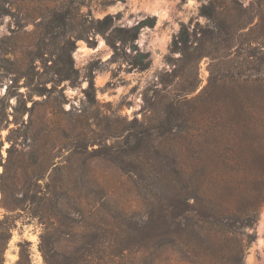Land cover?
<instances>
[{
  "label": "rangeland",
  "instance_id": "374dc122",
  "mask_svg": "<svg viewBox=\"0 0 264 264\" xmlns=\"http://www.w3.org/2000/svg\"><path fill=\"white\" fill-rule=\"evenodd\" d=\"M220 1L0 0V264H264L258 19L237 7L227 49L170 53ZM107 15L155 18L136 40L147 69L95 33Z\"/></svg>",
  "mask_w": 264,
  "mask_h": 264
},
{
  "label": "trees",
  "instance_id": "16d2710c",
  "mask_svg": "<svg viewBox=\"0 0 264 264\" xmlns=\"http://www.w3.org/2000/svg\"><path fill=\"white\" fill-rule=\"evenodd\" d=\"M246 11L248 13H252L257 19L256 23L257 27H260V35L256 38H252L250 42H259L264 48V0H251V4L248 8H243L239 6L237 0H221L220 2H209L207 4H203L199 8V16L203 17L205 20L212 24L211 28L206 30L204 29L200 32V38H197V32L195 28L190 29V25L182 24L177 32V34L173 37L171 42V50L170 53L179 54L178 60L185 57L192 56V60L194 59V63L197 62L199 56H202L201 50L203 48L209 47L210 44H218L223 46L222 49H227L230 41V31H229V13L236 10V8ZM220 14H227L228 17L222 16L219 17ZM97 25L95 33L101 34L104 36L105 42L113 51V56L118 53V50H124L125 62L131 66L133 69H138L140 71L148 68L150 61L149 55L147 53L141 52L136 44V40L138 39V35L141 29L148 27L152 28L155 25V18L149 17L145 20L140 21L139 23L132 25L130 27H113V18L109 15L103 17L101 20H97ZM112 28V29H111ZM111 29V30H110ZM110 30V31H109ZM85 35V33H84ZM83 39L90 46H93V39H89L86 36H78L76 39ZM184 57V58H185ZM168 61H171L172 58L168 57ZM261 73L257 72V76L254 80L250 78L246 81L247 84L251 82H258L260 80L264 81V78H259ZM68 78H64L62 81H66ZM93 82L88 81L87 88L84 90V93H88L93 90ZM37 95H42L38 92ZM170 116V115H169ZM169 122H170V117ZM1 193L3 194V189L0 187ZM171 218H166L167 221L164 220V223L168 227L177 226L178 222H176L177 217H181V214H176V212L172 211ZM243 223V222H241ZM229 229L230 224H225ZM232 226V225H231ZM251 224H244L242 227L250 228ZM12 228V226L10 227ZM164 247V243L160 239V236H155L149 245V249L153 252V254L157 253ZM43 259L46 264H52L50 260H48L43 254ZM157 256H154L151 260V264L157 263Z\"/></svg>",
  "mask_w": 264,
  "mask_h": 264
},
{
  "label": "bare ground",
  "instance_id": "6f19581e",
  "mask_svg": "<svg viewBox=\"0 0 264 264\" xmlns=\"http://www.w3.org/2000/svg\"><path fill=\"white\" fill-rule=\"evenodd\" d=\"M158 10V9H157Z\"/></svg>",
  "mask_w": 264,
  "mask_h": 264
}]
</instances>
